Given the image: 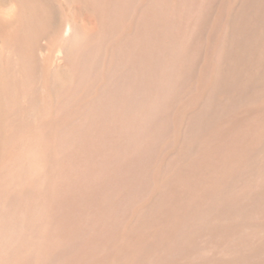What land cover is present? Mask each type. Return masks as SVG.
<instances>
[{
  "label": "bare ground",
  "instance_id": "6f19581e",
  "mask_svg": "<svg viewBox=\"0 0 264 264\" xmlns=\"http://www.w3.org/2000/svg\"><path fill=\"white\" fill-rule=\"evenodd\" d=\"M72 1L89 33L58 0L0 10V264H264V0L233 29L237 0L217 1L195 39L207 0ZM43 37L63 43L64 107Z\"/></svg>",
  "mask_w": 264,
  "mask_h": 264
},
{
  "label": "rangeland",
  "instance_id": "374dc122",
  "mask_svg": "<svg viewBox=\"0 0 264 264\" xmlns=\"http://www.w3.org/2000/svg\"><path fill=\"white\" fill-rule=\"evenodd\" d=\"M68 1V2H67ZM219 0H207L204 2V4L202 3L201 6L196 10L193 11V13L191 14V17L190 18H187L186 21H185V25L186 27L187 26H191V28L193 29V33L192 34H196L197 37H194L195 38H198V34H200L201 31H199L202 27V24L208 22L209 20L210 21H213L215 19V14H216V7L218 6V2ZM73 2V3H72ZM210 2V3H209ZM243 0H237V3L235 4V6L233 7L235 12H234V15L231 16V19L229 21V26L231 27V29H233V26L235 24V21H236V14L240 11V7H241V4H242ZM214 3V4H213ZM13 5L12 2H10V0H0V10L2 11H6L8 10L11 6ZM59 7L61 8V13H63L62 15L66 16L65 18L69 19L72 23H74L76 26H78L80 28V30L83 29V32L85 33H89V29L92 31L93 28L95 27V20L94 18H92L91 14L88 12V10H86L83 5L79 2H75V1H72V0H58V4ZM214 5V6H213ZM216 5V6H215ZM213 6V7H212ZM205 7V8H204ZM212 7V8H211ZM211 8V9H210ZM215 9V10H214ZM198 13H196V12ZM199 11V12H198ZM195 15V18H194V15ZM197 16V17H196ZM205 17V18H204ZM71 18V19H70ZM193 18V19H192ZM200 18V19H199ZM197 19V20H196ZM235 19V20H234ZM196 20V21H195ZM200 20V21H198ZM206 20V22L204 21ZM208 20V21H207ZM192 22L194 24H192ZM198 22V24H196ZM200 23V24H199ZM200 28V29H199ZM199 29V30H198ZM88 31V32H87ZM61 35V34H60ZM202 35H203V32H202ZM204 35H208L209 36V33L207 34H204ZM66 36L65 34H62V37L60 36L59 38L62 39L63 41L66 39ZM211 36V34H210ZM2 40V34L0 33V42ZM61 40V41H62ZM49 42V39L47 40V37H43L39 40V43H38V46H37V49L35 50V53H34V57H35V60L36 62L40 65V66H43V67H46L48 68L47 70L49 71V80L51 79L50 81V94L48 96V101L49 102H52L53 104H56L57 108L61 105L62 107H64V105L66 104H62V101L60 100L61 99V88L60 87L61 85H65L64 86V89H67L68 87H72L74 86V84L72 83V79L70 76H68V73H70V69L68 67V62L67 60L65 59V52L63 51L64 48H63V43L62 44H58V46H49L47 43ZM49 47H48V46ZM60 45V46H59ZM58 50V51H57ZM64 53V54H63ZM46 62V63H45ZM53 75V76H52ZM54 81V82H53ZM53 82V83H52ZM54 84V86L52 85ZM67 84V85H66ZM56 85V86H55ZM264 87V86H263ZM61 89V90H60ZM63 91V90H62ZM227 94H224V93H221L220 96L218 97L217 99V102L219 104L223 103L225 98H226ZM72 99H68V100H64L65 102H68L67 104H70V106H74L76 105L77 103L71 101ZM63 101V102H64ZM71 101V103H70ZM77 101V100H76ZM69 105L66 107L68 110V112L65 110V112L63 111L62 112V115L64 113H69L70 109H73L72 107H70ZM64 109V108H62ZM73 112V110L71 111V113H69V115H71ZM55 111H54V115H55ZM67 114H65L66 116ZM118 132L116 131V134L114 135H111L110 132L107 133L109 135H111V137H108V142L107 144L111 145V147L108 145V153H112L111 155L114 156L113 159L115 160L116 158V151H115V147H118L120 144L122 146L124 145H128L129 144V138L122 135V134H117ZM118 135V136H117ZM123 136V137H122ZM115 137V138H114ZM115 140V141H112V140ZM123 139V140H122ZM123 141V142H122ZM115 142V143H114ZM117 143V145L115 146L114 144ZM113 144V145H112ZM107 146V145H106ZM114 147V148H113ZM107 148V149H108ZM114 149V151H113ZM111 150V151H110ZM113 152H115L113 154ZM263 153V152H262ZM260 156V153L258 154ZM262 156L264 157V153L263 155L261 154V157L260 159H262ZM253 158V159H252ZM251 158V162H254V157ZM101 156H98L97 158V161L100 162L101 161ZM254 173V174H253ZM102 175V174H101ZM100 175V176H101ZM252 175L253 176H256L255 174V171L252 172ZM262 176V175H261ZM262 185H263V188H264V179H262ZM237 184V183H236ZM232 185L230 186V188L232 190H239L241 187H243L242 183H239V188H238V184L237 185ZM233 186V187H232ZM237 187V188H235ZM92 207L89 208L87 211L85 210V213L88 212V214L90 215H95L96 214V208ZM127 218V216L125 217V219ZM128 219V218H127Z\"/></svg>",
  "mask_w": 264,
  "mask_h": 264
}]
</instances>
